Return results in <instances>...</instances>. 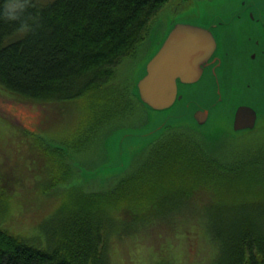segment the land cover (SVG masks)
I'll use <instances>...</instances> for the list:
<instances>
[{
	"label": "trees",
	"instance_id": "obj_1",
	"mask_svg": "<svg viewBox=\"0 0 264 264\" xmlns=\"http://www.w3.org/2000/svg\"><path fill=\"white\" fill-rule=\"evenodd\" d=\"M168 1L26 0L21 20L0 18V98L49 105L45 123L70 109L79 114L75 137L55 142L23 129L17 119L25 116L0 105L26 137L34 135L36 157L48 165L37 191L56 200L34 219L38 232L25 233L5 226L15 207L6 201L0 264H110L112 235L170 227L185 213L207 217L216 247L210 264H264V128L248 132L258 133L257 144L229 133L208 139L188 124L173 125L117 175L87 177L80 168L92 170L102 160L80 159L87 143L97 141L105 154L113 129L146 121L133 81L115 78Z\"/></svg>",
	"mask_w": 264,
	"mask_h": 264
},
{
	"label": "water",
	"instance_id": "obj_2",
	"mask_svg": "<svg viewBox=\"0 0 264 264\" xmlns=\"http://www.w3.org/2000/svg\"><path fill=\"white\" fill-rule=\"evenodd\" d=\"M262 6L263 0H250V5L246 0L216 1L159 33L132 75V92L147 111L146 121L113 129L105 143L106 159L92 170L80 167L83 175L123 172L169 126L188 124L212 136L211 118L221 106L231 115L233 135L264 126L263 31L248 18L244 23L239 19ZM154 112L163 113L158 122Z\"/></svg>",
	"mask_w": 264,
	"mask_h": 264
},
{
	"label": "rangeland",
	"instance_id": "obj_3",
	"mask_svg": "<svg viewBox=\"0 0 264 264\" xmlns=\"http://www.w3.org/2000/svg\"><path fill=\"white\" fill-rule=\"evenodd\" d=\"M203 8L202 6L198 9L194 0L168 1L151 19L150 29L148 28L145 32V41L138 45V51L127 56L118 66L115 81L123 82L124 85L127 81L131 82L130 79L132 80V75L142 62L141 60L154 48L158 34L162 33L177 18H191ZM1 98L0 105L8 112L25 116L24 119H17L23 129H31L36 135L44 136L55 142H63V139L75 137L74 132L78 127L79 114L74 109L62 114L55 124L50 122V116L46 118L45 123V119L42 118L50 110L49 105L16 102L11 97ZM154 115L158 122L163 113L154 112ZM211 122H213L211 130L215 134L208 135V139L222 137L223 133H229L231 138H235L229 131L231 115L227 106H221L214 113ZM135 123L137 126L144 124L139 120ZM261 127L264 128V126ZM261 127L259 126L258 129ZM224 130L226 132H223ZM260 132L259 138H264V130ZM234 136H244L245 140H252V143L261 142L259 138L257 139L258 133L256 132L235 133ZM34 141V135L30 138L26 137L24 131L0 113V192L3 193V197L5 196L4 199L0 198V209L4 210L6 201L11 199V204L15 205L14 211L8 220L10 225L4 224L17 232H38V222L34 221L35 218L40 217L38 212L50 211L56 203L51 194L37 191L38 180L41 174H47L48 165L44 159H37V148ZM97 144V141L90 146L87 143L82 148L80 156L78 155L80 159L84 161L102 159L101 162L106 159V153L103 154L102 150L98 152ZM21 211L30 212L21 214ZM191 215L193 214L177 215V222L173 226L157 225L156 231L140 229L134 234L112 235L108 248L110 264H210L215 256L216 247L209 239L207 217Z\"/></svg>",
	"mask_w": 264,
	"mask_h": 264
},
{
	"label": "clouds",
	"instance_id": "obj_4",
	"mask_svg": "<svg viewBox=\"0 0 264 264\" xmlns=\"http://www.w3.org/2000/svg\"><path fill=\"white\" fill-rule=\"evenodd\" d=\"M26 0H0V18L8 20H21L22 10L25 7ZM21 23L26 27L25 21Z\"/></svg>",
	"mask_w": 264,
	"mask_h": 264
},
{
	"label": "flooded vegetation",
	"instance_id": "obj_5",
	"mask_svg": "<svg viewBox=\"0 0 264 264\" xmlns=\"http://www.w3.org/2000/svg\"><path fill=\"white\" fill-rule=\"evenodd\" d=\"M196 5H198V9L203 7H208L209 3H214L216 1H220V0H194ZM246 2L248 3V5H250V0H246ZM248 11V6H247V10ZM248 14H252L250 17H246L244 15H246V13L241 16L239 19L241 21V23H244V21H247V18L249 19V21H252V23L256 24V25H260L261 29L263 31V39H264V0H263V6L262 8H260V11H253V10H249ZM256 56V54H253ZM255 59V57L252 56V60L253 61Z\"/></svg>",
	"mask_w": 264,
	"mask_h": 264
},
{
	"label": "bare ground",
	"instance_id": "obj_6",
	"mask_svg": "<svg viewBox=\"0 0 264 264\" xmlns=\"http://www.w3.org/2000/svg\"><path fill=\"white\" fill-rule=\"evenodd\" d=\"M122 88H123V86H122ZM122 90V89H121ZM123 92V91H122ZM101 94V93H100ZM98 95V94H97ZM99 96V95H98ZM101 96V95H100ZM118 101V100H117ZM118 105V104H117Z\"/></svg>",
	"mask_w": 264,
	"mask_h": 264
}]
</instances>
